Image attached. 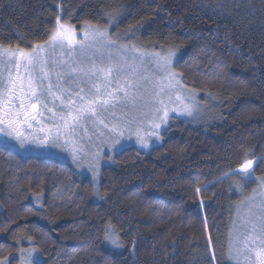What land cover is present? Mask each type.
<instances>
[{"label":"trees","instance_id":"1","mask_svg":"<svg viewBox=\"0 0 264 264\" xmlns=\"http://www.w3.org/2000/svg\"><path fill=\"white\" fill-rule=\"evenodd\" d=\"M57 16L175 51L204 111L147 152L114 151L95 187L64 162L0 147V261L36 249L40 264H228L240 176L224 173L251 159L264 176V0H0V45L44 44Z\"/></svg>","mask_w":264,"mask_h":264},{"label":"snow or ice","instance_id":"2","mask_svg":"<svg viewBox=\"0 0 264 264\" xmlns=\"http://www.w3.org/2000/svg\"><path fill=\"white\" fill-rule=\"evenodd\" d=\"M72 35L71 28L61 23L60 16H57L56 27L43 45L36 44L31 50L0 45V65L3 66V71H0V135L14 138L21 148L27 144H36L65 149L70 152L77 167H82L84 162L88 163L95 181L99 174L100 151L87 154L90 159H83V149L76 146L78 130L82 129L87 133V125L90 123L98 138L103 137L105 132L110 134L108 141L102 140L101 143H107L114 148L123 139L124 130L128 129L131 135L132 125L135 124L137 141L142 147H147L148 137L155 136L160 139L158 130L167 123L170 112L193 114L195 96L192 93L186 97L181 95L184 91V85L178 79L181 74L172 71L173 58L177 55L175 51H169L165 55L148 54L157 70L163 73L160 76L156 73L138 76V67L128 64L120 56V52L127 49H119L114 58L111 51L114 41L107 42V59L105 61L102 56L100 61L103 66L90 62L87 68L69 66L68 72L56 71L57 61L49 60L42 53L48 48L53 53L57 46L63 48V40L67 38L71 43ZM93 35L103 39L107 32L97 31ZM75 63L80 65L81 61ZM4 71L7 72L6 77ZM53 74L55 81L52 79ZM65 84L69 86L65 87ZM73 88L77 90L73 91ZM186 100H192L193 103H186ZM138 101H142L139 108ZM177 102L178 108L169 107ZM129 103L135 109L136 115L131 119L127 116L117 119L112 110L118 105L127 106ZM45 113L49 115L45 116ZM45 119L51 121V124L46 125ZM34 124L37 126L34 127ZM145 124L153 131L142 136L141 128ZM25 127L31 130L27 134L23 130ZM253 174L254 161L246 159L238 169H230L224 176L230 178L239 175L240 181L236 182V186L242 187L241 181L247 182ZM258 179L264 183V177ZM260 207L261 214L256 220L245 221L247 234L241 241L244 248L237 250V257L241 252H246L244 264H264V203ZM105 238L112 245L121 246L119 236L111 230L106 232ZM36 251L33 249L28 253L27 264H40L38 259H33ZM0 264H9L8 258L5 257ZM236 264H241L239 259Z\"/></svg>","mask_w":264,"mask_h":264},{"label":"rangeland","instance_id":"3","mask_svg":"<svg viewBox=\"0 0 264 264\" xmlns=\"http://www.w3.org/2000/svg\"><path fill=\"white\" fill-rule=\"evenodd\" d=\"M61 23L65 24L64 22H62V20ZM65 25L71 28L73 32V35L71 36V43H69L68 39L65 38L63 40V44H64L63 48L57 46L55 48L54 53L50 48H48V50L45 53H42V55L48 57L49 60L57 61L56 71L68 72L70 71L69 66L87 68L90 66V62H95L97 65L103 66L100 64V61L102 56L105 58V61L107 59V53L109 49L107 42L114 41L115 44L111 45V51L113 53L114 58L119 49L121 48L127 49V51L120 52V56L124 57V59L127 60L128 64H135L138 67V73H137L138 76H149L152 73H156L157 76L163 75V73L157 70L155 64L152 62V57L148 55V54H153L152 52L138 48V46L135 45L134 40H128V38L124 37L123 35L112 34L111 28L98 27L94 25H85L81 28V30H78L72 25L69 24H65ZM97 31H106L107 35L103 39L95 37L93 33ZM82 45L83 47H81ZM45 47L47 48V45H45ZM31 49H25V50H31ZM160 54L165 55L167 53H160ZM75 61H81V64L77 65ZM175 61H176V56L173 58V65ZM125 67L127 69V66ZM0 71H3L2 65H0ZM21 71H23V69H21ZM172 71H174L173 66H172ZM75 75L76 74L74 73L73 76ZM4 76L5 77L7 76L6 71H4ZM52 79L53 81H55L54 74ZM178 79L180 78L178 77ZM68 86H69L68 84H65V87ZM81 86L83 87L84 85L82 84ZM76 90H77L76 88H73V91ZM189 93L191 92L186 90V87L184 86V91L181 93V95L186 97ZM185 102L189 104L193 103L192 100H186ZM58 103L59 101H57V104ZM141 103L142 101L137 102V108H139ZM198 105L200 106L198 101L195 99V108L193 109L192 115H187L180 111L170 112L167 123L161 125L160 129L158 130L160 139H157L155 136L148 137L147 147H142L141 144L137 141L135 135L137 125L135 124L132 125V134L129 135L128 129H125L124 137L121 140L120 144H118L114 148H111L108 146L107 143L103 145L101 143L102 140L108 141L110 134L105 132V135L103 137L98 138L97 135L94 133L93 126L90 123L87 125L88 128L87 133H84L82 129L78 130L77 136L75 137L76 146L78 148L83 149V153L85 154L83 159H90V157L87 154L95 153L98 150L100 151L99 174L96 180L99 178L101 183L102 172L104 168L107 167L106 165L112 164V159L115 157L114 151L118 152L124 147L133 144L137 145V148L140 147L141 150H145L146 152L149 151L147 150L148 148L150 149L154 145H157L158 143H160V140L163 141V134L167 131L168 127L175 119L178 120L194 119L193 121H195V123H198L199 122L198 120H200L199 116L202 115L204 111L203 110L202 112H200L199 111L200 107ZM49 107H52V105L49 104ZM169 107L178 108L179 103L177 102L175 104H171L169 105ZM140 110L143 111L144 109H140ZM112 111L115 112V116L117 119L124 116H127V118L131 119L132 116L136 115V111L131 103H129L127 106L118 105ZM47 115L49 114L45 113V116ZM44 123L46 125H50L51 121L45 119ZM35 126L37 125L34 124V127ZM23 130L25 134L31 131L26 127ZM152 131L153 129L147 124H145L141 128V135L147 136V134L151 133ZM40 135L43 136L42 133ZM0 147L9 148L24 157L35 156V157L54 158L56 160H59L61 162L70 165L80 178H82L83 176H87L89 180H91V182L94 184V187L98 186L96 185L98 184L96 180L93 181L92 171L89 169L88 163L84 162L82 167H77V165L72 160V156L70 152L65 149L50 148L36 144H27L25 145V147L21 148L17 140H15L12 137H5L3 135H0ZM42 155H46V156H42ZM261 177L264 176L257 177L255 175V169H254L253 177L247 182H243L242 187L237 188L239 201L234 208L233 219L231 221V226L229 231V239L227 242L228 264H236L237 259L240 260L241 264H244V257L246 255V252H241V254L237 257V250L244 248V245L241 243V241L244 239V236L247 234V225L245 224V221L249 219L256 220V218L261 214L260 205L264 203V183H262L261 180L258 179ZM246 188L248 189L246 190ZM96 195L98 196L97 192ZM30 252H32V250ZM230 252H231V258H230ZM28 253L29 252L27 253L23 252L20 254L19 256L20 260L18 261V264H27ZM38 258H39L38 253L34 252L33 253L34 261L37 260ZM8 260H9V264H12L11 259ZM40 261H41V257H40Z\"/></svg>","mask_w":264,"mask_h":264}]
</instances>
